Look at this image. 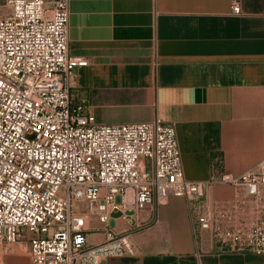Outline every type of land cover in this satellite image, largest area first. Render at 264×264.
<instances>
[{
	"label": "crops",
	"instance_id": "1",
	"mask_svg": "<svg viewBox=\"0 0 264 264\" xmlns=\"http://www.w3.org/2000/svg\"><path fill=\"white\" fill-rule=\"evenodd\" d=\"M68 12L69 55L88 61L74 70V103L97 125H173L185 178L211 183L209 204L230 200L218 179L253 172L264 156V0H69ZM197 213L169 197L114 214L110 227L133 252L78 264H264V254L221 250ZM104 228L90 217L87 244L103 243ZM17 244L4 264H28Z\"/></svg>",
	"mask_w": 264,
	"mask_h": 264
},
{
	"label": "built area",
	"instance_id": "2",
	"mask_svg": "<svg viewBox=\"0 0 264 264\" xmlns=\"http://www.w3.org/2000/svg\"><path fill=\"white\" fill-rule=\"evenodd\" d=\"M0 2V252L25 242L28 264L131 254L112 216L176 197L196 205L221 250L264 254V156L255 171L218 179L230 200L207 203L211 183L185 178L173 125H97L74 103V70L88 61L68 52L69 0ZM92 216L105 227L98 245L87 244Z\"/></svg>",
	"mask_w": 264,
	"mask_h": 264
},
{
	"label": "rangeland",
	"instance_id": "3",
	"mask_svg": "<svg viewBox=\"0 0 264 264\" xmlns=\"http://www.w3.org/2000/svg\"><path fill=\"white\" fill-rule=\"evenodd\" d=\"M0 4H1V2H0ZM6 13V10L5 9H3V8H0V14H5ZM19 247L20 245L19 244H13V245H11L9 248H7V249H3L1 252H0V264H4V255L8 252V251H10V250H12V249H14V251H15V247Z\"/></svg>",
	"mask_w": 264,
	"mask_h": 264
}]
</instances>
